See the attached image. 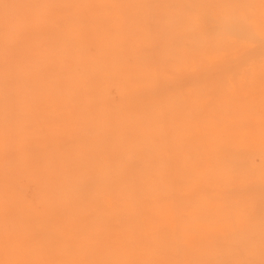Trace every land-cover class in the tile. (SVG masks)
Instances as JSON below:
<instances>
[{
    "label": "bare ground",
    "instance_id": "obj_1",
    "mask_svg": "<svg viewBox=\"0 0 264 264\" xmlns=\"http://www.w3.org/2000/svg\"><path fill=\"white\" fill-rule=\"evenodd\" d=\"M137 3L140 5L131 16L130 32L132 97L127 116L132 128L128 139L122 134L118 146L96 147L101 148L102 168L108 167L114 178L115 264H264V134L246 119L260 114L264 95L241 99L234 91L233 71L245 61L241 60L244 55L249 59L264 54V4L262 0ZM101 6L106 13V5ZM106 29L100 32L104 44L111 35ZM65 34L77 36L70 25ZM52 41L46 39L48 45L38 56L40 61L48 62L63 53L55 50ZM237 41L244 42L248 50L232 58V42ZM83 47V43L78 44L79 49ZM3 53L8 56L9 49ZM83 55L84 60L89 59L86 52ZM28 67L18 61L12 71L0 68V128L8 134L1 138L2 150L15 145L6 128L9 110L24 106L29 112L38 103L34 106L32 96L21 86L3 88L1 80L10 77L18 81ZM243 70L245 76L250 75L246 67ZM250 82L247 76L244 83ZM101 91L105 89L101 87ZM80 93L82 100L92 99L84 94L87 91ZM202 100L207 101L204 109L199 108ZM50 107L59 110L58 106ZM86 121L85 113L74 112L70 123L78 133H84ZM89 121L93 125L90 129L98 132ZM182 121L188 124L180 128ZM21 124L25 137L31 140L29 145L34 129ZM60 124L54 121L49 125L52 131H59ZM210 129L220 136L212 137ZM11 130L13 134L19 132ZM51 133L57 137L60 132ZM88 138L95 139L93 135L75 136L81 145L73 151L62 148L64 152L59 155L68 158L55 162L43 159L41 167L33 169L24 160L15 159L12 167L17 170L0 180L8 178L6 187L19 193L18 171L35 181L44 175L46 185L51 186V203L55 198L62 202L65 215L76 214L74 207L69 208V202L76 200L75 191L82 180L93 183L87 182L93 157L84 158L96 155L87 150ZM40 139L35 136L33 141ZM25 154L19 152L18 156ZM9 162V158L1 159L0 167H7ZM53 163L57 164L52 168ZM77 166H81L79 175L75 172L73 176L71 170ZM3 196L0 191V206L4 205ZM29 211L33 213L31 207ZM166 215H171L170 224L164 222ZM199 225L207 229L199 233ZM13 248L8 251H18ZM4 253L0 250L1 255Z\"/></svg>",
    "mask_w": 264,
    "mask_h": 264
},
{
    "label": "rangeland",
    "instance_id": "obj_2",
    "mask_svg": "<svg viewBox=\"0 0 264 264\" xmlns=\"http://www.w3.org/2000/svg\"><path fill=\"white\" fill-rule=\"evenodd\" d=\"M136 1L0 0V68L7 67L12 71L13 63L18 61L23 66H29L18 81L10 77L2 79V87L21 86L26 94L32 96L31 103L34 106L38 103V107L29 112L24 111V106L9 110L7 120L10 122L9 126H5L15 145L3 150L0 148V160L9 158L11 163L7 167H0V174H4L0 177L4 178L8 172L16 169L12 167L15 159L24 160L27 162L24 164L31 167H41L43 159L55 162L68 158L59 155L64 152L63 149L73 151L81 145L78 139H73L75 136L93 135L95 139L87 140V150L96 154L95 157H84H93L87 181L93 183L84 184L82 180L75 191L76 200L69 202V208L74 207L76 214L65 215L62 202L55 198H52L54 200L51 203V186L46 185L44 175L35 181L26 173L18 171L16 182L19 193L6 187L5 180L8 178L0 180V191L4 195V205L0 206V250L5 251L4 255L0 254V264H12L15 260L17 264H115L114 178L108 167L102 168L101 148L96 147L118 146L122 134L128 139L132 128L127 115L131 112L132 97V83L129 81L131 16L136 5H140ZM100 2L102 4H97ZM130 2L135 3L134 6ZM101 5H106V13H102ZM69 25L76 29L77 36L74 38L65 34ZM105 26L111 34L106 44L100 35ZM60 37L67 38L61 43L56 42ZM47 38L53 39L52 46L63 53L55 54L53 59L44 62L38 56L45 52ZM79 43H83V49L78 48ZM232 45V58L248 50L241 41L232 42ZM6 49H9V55L5 57L3 51ZM84 52L88 54V60H84ZM247 57L244 55L241 59L242 62L245 60V64L241 63V66L233 69L234 91L241 99H258L264 95V54L255 58ZM103 62L106 65L102 68L99 65ZM243 67L250 72L247 75L251 81L248 85L244 83L247 76ZM53 81L56 85H53ZM101 87L105 91H101ZM80 90L87 91L84 94L91 95L92 99L82 100ZM152 104L156 105V100ZM206 105L207 101L202 100L199 108L204 109ZM50 106H58L59 110L53 111ZM261 109L259 115H249L246 119L250 125L258 127L262 135L264 106ZM19 110L22 113H18ZM68 112L72 115L67 116ZM74 112L86 114L87 132L78 133L76 127L71 125ZM89 120L95 124L98 132L90 129L93 125ZM54 121L61 123L59 131H52L53 127L49 124ZM185 122H180L179 127L186 126L188 122ZM21 123L34 129L32 137L40 136L39 142L32 139V143L26 145L31 140L25 137ZM11 128L19 129V132L13 134ZM5 131L0 128V143ZM51 132L60 133L55 137ZM208 132L212 137L220 136L215 130L210 129ZM19 133L21 135L16 136ZM19 152H26V157L18 156ZM56 164L53 163L52 168ZM80 169L81 166L73 168V176L75 172L79 175ZM49 175L50 171L47 173ZM41 200L43 202H38ZM30 207L33 213H30ZM4 213H7V218L3 216ZM170 217L166 215L164 222L170 224ZM68 220L70 224L74 222L71 224L74 227L64 224ZM206 229L203 226L197 228L199 233ZM16 241L21 243L16 246ZM12 247L18 250L17 255L16 252L8 251Z\"/></svg>",
    "mask_w": 264,
    "mask_h": 264
}]
</instances>
